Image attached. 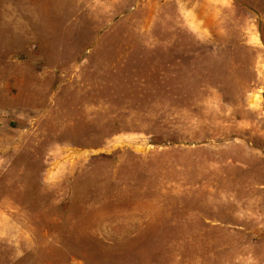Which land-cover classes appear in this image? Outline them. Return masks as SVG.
I'll use <instances>...</instances> for the list:
<instances>
[{"label": "rangeland", "instance_id": "374dc122", "mask_svg": "<svg viewBox=\"0 0 264 264\" xmlns=\"http://www.w3.org/2000/svg\"><path fill=\"white\" fill-rule=\"evenodd\" d=\"M0 264H264V0H0Z\"/></svg>", "mask_w": 264, "mask_h": 264}]
</instances>
